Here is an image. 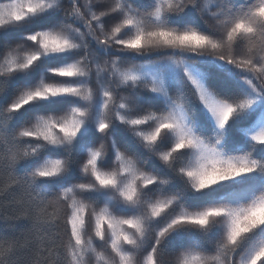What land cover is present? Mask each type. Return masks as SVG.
<instances>
[{"label": "snow or ice", "instance_id": "6c2138e0", "mask_svg": "<svg viewBox=\"0 0 264 264\" xmlns=\"http://www.w3.org/2000/svg\"><path fill=\"white\" fill-rule=\"evenodd\" d=\"M67 4L0 0V166L67 237L28 264H264V0Z\"/></svg>", "mask_w": 264, "mask_h": 264}, {"label": "trees", "instance_id": "16d2710c", "mask_svg": "<svg viewBox=\"0 0 264 264\" xmlns=\"http://www.w3.org/2000/svg\"><path fill=\"white\" fill-rule=\"evenodd\" d=\"M3 2H7V0H3ZM67 6V0H65V7ZM204 19L209 25L215 23L208 16H205ZM17 43H22V41L13 40L12 46L15 47ZM21 174L20 171L10 172L6 167L0 166V239L16 243L15 255L8 259V264H28L35 250L40 246L38 235L48 236L58 232L60 235H64L65 239L67 238L63 232L62 223L56 229L44 228L39 234L33 231L32 210L23 203L26 200V194L18 184L12 183V176L18 177ZM142 255V252L137 255L138 264ZM173 259L174 253L171 251L164 253V261ZM85 261L86 264H96L94 255L86 256ZM48 264H51V261Z\"/></svg>", "mask_w": 264, "mask_h": 264}]
</instances>
